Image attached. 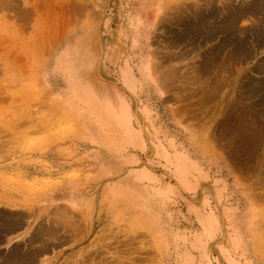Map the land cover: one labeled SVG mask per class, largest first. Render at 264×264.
Segmentation results:
<instances>
[{"label":"rangeland","instance_id":"374dc122","mask_svg":"<svg viewBox=\"0 0 264 264\" xmlns=\"http://www.w3.org/2000/svg\"><path fill=\"white\" fill-rule=\"evenodd\" d=\"M0 15V264H264V0Z\"/></svg>","mask_w":264,"mask_h":264},{"label":"crops","instance_id":"0c3cea01","mask_svg":"<svg viewBox=\"0 0 264 264\" xmlns=\"http://www.w3.org/2000/svg\"><path fill=\"white\" fill-rule=\"evenodd\" d=\"M33 5H36V3H32ZM24 4L22 5V8H23ZM7 13V12H6ZM20 19H22V16H20ZM2 22V23H1ZM0 27L2 26L3 24V30H4V34H0V42H4V43H9L10 46L9 48H12V44L13 43H16V44H20V47H21V52L17 53L16 55L13 54L12 50H10V56H6V70H22L21 68L17 69L16 68V65H17V61L20 60V62H24V60L27 62V64L30 63V57H29V53H28V50H26L25 47H23V43H28L29 41H32V42H39L41 41L40 39L38 38H35V34H32L30 37H29V34L26 33L25 35L23 34H19L18 30L16 27H18L17 25V22L16 21H13V17L12 15H5L2 16L0 15ZM33 27H37V23H34L33 24ZM34 31V30H33ZM9 52V50H6ZM7 52V53H8ZM6 53V54H7ZM13 58L15 59V65H14V60ZM75 85V84H73ZM72 86V85H71ZM70 86V90L71 88L73 89L74 87H71ZM77 87V85H76ZM80 92L82 91L81 89H79ZM90 103V102H88ZM89 105V104H88ZM80 202L78 204H71L70 201L68 200H51V199H47L45 200L47 204H53V203H62V204H66L67 206H69L72 210H75V211H79V210H82V206L83 205H86V204H89V202L87 201L88 199L85 197L84 198V201L82 200V198H80ZM44 203V204H46Z\"/></svg>","mask_w":264,"mask_h":264},{"label":"bare ground","instance_id":"6f19581e","mask_svg":"<svg viewBox=\"0 0 264 264\" xmlns=\"http://www.w3.org/2000/svg\"><path fill=\"white\" fill-rule=\"evenodd\" d=\"M13 9V8H12ZM198 28V27H197ZM86 57V56H85ZM101 93V92H100ZM101 94H103V93H101ZM106 98V97H105ZM105 107H107V108H105V110L106 111H104V114L106 115V116H112V114H114V112H113V108L112 107H110V106H105ZM121 107V106H120ZM100 109H102V108H100ZM104 110V109H103ZM121 113L124 115V118H125V120L128 122V118H127V112L124 110V109H122L121 110ZM130 122V121H129ZM55 229H58V228H55ZM54 230V229H53ZM46 234V233H45ZM47 234H48V232H47ZM45 237V236H44ZM57 239V238H56ZM26 245V244H25ZM27 247V246H26ZM13 254V253H12ZM37 254V253H36ZM9 256V255H8ZM21 259L23 260V257H21ZM77 260V259H76ZM17 261V260H16ZM21 261V260H20ZM19 264V263H18Z\"/></svg>","mask_w":264,"mask_h":264}]
</instances>
